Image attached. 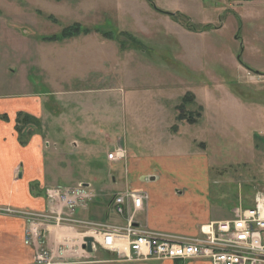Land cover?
<instances>
[{
  "label": "rangeland",
  "instance_id": "374dc122",
  "mask_svg": "<svg viewBox=\"0 0 264 264\" xmlns=\"http://www.w3.org/2000/svg\"><path fill=\"white\" fill-rule=\"evenodd\" d=\"M98 87L115 91L112 107H60L63 90ZM24 93L47 104L18 129L43 134L50 186L92 181L99 165L113 184L125 162L106 155L119 140L168 146L177 125L178 150L202 142L216 218H232L264 184V0H0V96ZM187 95L183 112L204 110L192 125L175 116ZM87 118L85 148L71 132Z\"/></svg>",
  "mask_w": 264,
  "mask_h": 264
},
{
  "label": "crops",
  "instance_id": "0c3cea01",
  "mask_svg": "<svg viewBox=\"0 0 264 264\" xmlns=\"http://www.w3.org/2000/svg\"><path fill=\"white\" fill-rule=\"evenodd\" d=\"M111 92L115 91L108 87L63 90V97L65 95L70 98H60V107H112ZM120 103L125 105L126 99H120ZM124 105L123 107H126ZM46 107L47 104L42 101L41 96L36 98L25 93L0 96V264H37L34 259L39 247L43 245L48 247L54 256L58 254L61 246L68 245L66 254L73 258H69L70 262L65 263L54 259L55 264H211L208 259L203 258L118 261L108 250L100 248L92 253L84 250V238L89 235L85 233L87 229L81 225L73 228L56 226L47 224L43 219L31 220L22 214L21 212L44 213L49 210L46 190L55 187L48 184L43 134L38 130L27 140L22 139L18 129L30 116L42 120ZM158 108L162 112L166 111L165 107ZM200 108L203 114V107ZM202 114L198 118H201ZM178 115L177 111L175 116L178 122H188L179 120ZM198 118L192 124L197 123ZM73 122L72 135H76L75 130L79 128L86 141L82 144L77 136H73L71 145L78 152L82 145L85 148L88 146V135L91 130H95L96 123L90 118H87V122ZM167 126L160 122V133H164ZM170 128L173 129V134L168 146H161L162 141L149 140L147 150H143L136 142L126 150L123 140H119V145L114 150L120 149L125 153L120 161L125 162L124 177L117 174L113 177V184H104L99 176L104 174L103 168L99 165L92 174V181L80 180L71 186L82 184L98 193L96 200L75 207L74 218L95 223L125 225L126 218L133 213L135 222L145 229L182 236L198 235L201 225L219 220L215 215V203L210 190V166L202 142L193 150H178L174 146V140L180 136V128L177 125ZM115 187H118V190L114 192ZM130 190L143 196V205L141 209L136 210L132 206H126L125 213L119 216L113 212V197ZM60 211L69 212L65 206H62ZM30 227L36 232L33 234V243L28 244L25 235Z\"/></svg>",
  "mask_w": 264,
  "mask_h": 264
},
{
  "label": "built area",
  "instance_id": "2783aa9c",
  "mask_svg": "<svg viewBox=\"0 0 264 264\" xmlns=\"http://www.w3.org/2000/svg\"><path fill=\"white\" fill-rule=\"evenodd\" d=\"M125 153L120 149L107 153V158L121 161ZM98 193L87 186H55L46 190L49 210L44 213L21 212L31 220L43 219L47 224L68 226L81 225L93 237V248L112 252L115 259L126 262L149 260H187L193 258L208 259L211 264H264V184L258 190L253 206L244 208L240 203L234 217L212 221L201 225L198 235L182 236L151 230L139 226L133 213H130L125 225H111L82 221L74 218L75 207L92 202ZM143 196L135 191L115 195L113 212L123 215L127 208L141 209ZM67 207L68 213L60 211ZM34 228L27 231L26 243L34 240ZM85 243V242H84ZM68 245L61 246L56 256L44 245L39 247L35 256L37 264H55L70 262L66 254ZM84 249V248H83ZM86 250V249H84ZM87 251V250H86Z\"/></svg>",
  "mask_w": 264,
  "mask_h": 264
},
{
  "label": "trees",
  "instance_id": "16d2710c",
  "mask_svg": "<svg viewBox=\"0 0 264 264\" xmlns=\"http://www.w3.org/2000/svg\"><path fill=\"white\" fill-rule=\"evenodd\" d=\"M190 26H191V28L195 29L194 27H192L191 24H188V26L186 25L187 28H190ZM71 30L72 29H68L66 31H63L64 32L63 33L64 36H69V35L74 34V33L71 32ZM79 30H81V28L78 26V27L75 28L74 32L76 34H78V33H80ZM188 95H191V92ZM188 95L184 97L183 102H182L183 104H181L180 107H178V110L180 111V113L178 115L179 116L178 119L179 120H187L188 122H190L192 124V123H194L196 121V118L194 116L196 115L197 117H199L201 113L198 112L196 114H192V113L191 114H188L187 112H183L185 110L184 104L187 103V102H189V101H191V100H189L190 97H188Z\"/></svg>",
  "mask_w": 264,
  "mask_h": 264
},
{
  "label": "water",
  "instance_id": "95a60500",
  "mask_svg": "<svg viewBox=\"0 0 264 264\" xmlns=\"http://www.w3.org/2000/svg\"><path fill=\"white\" fill-rule=\"evenodd\" d=\"M84 244L82 245L84 249H86L89 253H92L94 248H93V237L91 236H86L84 238Z\"/></svg>",
  "mask_w": 264,
  "mask_h": 264
}]
</instances>
